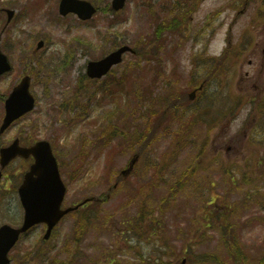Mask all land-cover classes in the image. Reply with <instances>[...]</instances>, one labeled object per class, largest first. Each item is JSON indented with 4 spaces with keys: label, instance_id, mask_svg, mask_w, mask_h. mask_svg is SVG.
<instances>
[{
    "label": "rangeland",
    "instance_id": "rangeland-1",
    "mask_svg": "<svg viewBox=\"0 0 264 264\" xmlns=\"http://www.w3.org/2000/svg\"><path fill=\"white\" fill-rule=\"evenodd\" d=\"M90 1L98 12L83 22L60 15L59 0H0L2 49L13 63L0 94L27 72L36 98L0 142L26 129L49 139L64 205L114 192L65 215L48 240L44 224L33 226L9 253L10 264H264V0H201L191 15L190 0H127L118 13L108 12L110 0ZM5 7L15 10L7 25ZM176 11L186 13L183 33L157 32ZM229 30L231 51L220 59ZM242 43L245 52L236 50ZM122 44L138 51L101 79L86 77L89 60ZM212 74L204 93L161 117L178 93ZM226 93L231 101L221 107ZM140 145L136 169L116 184ZM26 166L16 160L0 179V224L22 218L14 186ZM212 201L230 207L225 220L215 219ZM124 219L132 222L129 234ZM206 225L211 231H196Z\"/></svg>",
    "mask_w": 264,
    "mask_h": 264
},
{
    "label": "water",
    "instance_id": "water-1",
    "mask_svg": "<svg viewBox=\"0 0 264 264\" xmlns=\"http://www.w3.org/2000/svg\"><path fill=\"white\" fill-rule=\"evenodd\" d=\"M112 2L115 8L122 6L124 3L123 0H113ZM60 4V12L62 14H65L68 10H73L80 14L82 18H87L94 12L93 6L84 0H61ZM11 13L10 11L9 17ZM126 49H129V47L122 46L120 49L105 56V58L100 59V61H90L89 67L97 68L100 70V73H103L109 69L112 63L121 59V52ZM31 102V98L29 97L27 103L29 107L32 106ZM10 103L14 106L13 98H10ZM7 121H9L8 118L4 120L1 131ZM30 151L36 160L24 175L23 182L18 188L20 202L23 206V220L19 227H14L9 224L0 226V264L9 263L10 260L7 258V254L18 240L21 232L26 231L33 224L43 221L47 224L44 235L45 238H48L52 227L63 214L76 208V206H73L60 209L65 193V186L63 181L60 180L56 160L52 155L48 143L42 141L37 146L20 152L24 154ZM12 156H14L12 147L5 148L1 155L2 163L5 164Z\"/></svg>",
    "mask_w": 264,
    "mask_h": 264
},
{
    "label": "trees",
    "instance_id": "trees-1",
    "mask_svg": "<svg viewBox=\"0 0 264 264\" xmlns=\"http://www.w3.org/2000/svg\"><path fill=\"white\" fill-rule=\"evenodd\" d=\"M177 14H179V15L175 16V18L172 19L171 20L172 22L170 23V25H173V28L177 27L175 25L180 24L182 22L183 17H184L183 13H177ZM156 31L161 33V31H163L162 26L161 25L157 26ZM175 99L179 102H183L186 99L185 93L184 92L178 93L177 96L175 97Z\"/></svg>",
    "mask_w": 264,
    "mask_h": 264
},
{
    "label": "flooded vegetation",
    "instance_id": "flooded-vegetation-1",
    "mask_svg": "<svg viewBox=\"0 0 264 264\" xmlns=\"http://www.w3.org/2000/svg\"><path fill=\"white\" fill-rule=\"evenodd\" d=\"M19 138H20V140H21V144H23V145H25V146H27V145H31V144H33L34 142L37 141V138L32 137L31 134H29V133H25V134H23V135H20ZM27 159H28V160H27ZM27 159H25V160H27V161H25V162L31 163V162L33 161V159H32L31 156L27 157Z\"/></svg>",
    "mask_w": 264,
    "mask_h": 264
}]
</instances>
